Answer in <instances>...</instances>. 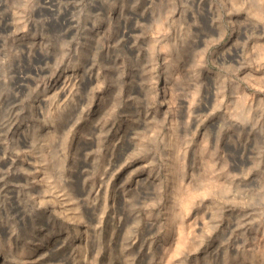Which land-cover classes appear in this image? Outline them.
Here are the masks:
<instances>
[{"label":"rangeland","instance_id":"rangeland-1","mask_svg":"<svg viewBox=\"0 0 264 264\" xmlns=\"http://www.w3.org/2000/svg\"><path fill=\"white\" fill-rule=\"evenodd\" d=\"M0 264H264V0H0Z\"/></svg>","mask_w":264,"mask_h":264},{"label":"bare ground","instance_id":"bare-ground-1","mask_svg":"<svg viewBox=\"0 0 264 264\" xmlns=\"http://www.w3.org/2000/svg\"><path fill=\"white\" fill-rule=\"evenodd\" d=\"M62 87V86H61Z\"/></svg>","mask_w":264,"mask_h":264}]
</instances>
